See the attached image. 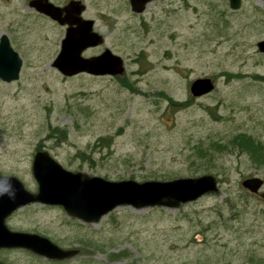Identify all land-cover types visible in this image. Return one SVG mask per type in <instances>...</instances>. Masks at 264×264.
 <instances>
[{
  "label": "rangeland",
  "instance_id": "374dc122",
  "mask_svg": "<svg viewBox=\"0 0 264 264\" xmlns=\"http://www.w3.org/2000/svg\"><path fill=\"white\" fill-rule=\"evenodd\" d=\"M240 1L231 10L228 0H154L133 22L119 12L122 22L111 31L104 6L121 8L122 0H85V18L124 73L64 78L51 67L61 30L31 14L26 0H0V35L22 61L17 81L0 80L1 175L36 192L32 158L44 150L67 171L112 182L208 174L219 183L216 194L176 210L118 207L94 224L59 206L28 205L6 220L11 231L78 254L50 261L3 250L1 262L264 264V183L256 195L240 185L264 182V166L244 145L264 148V54L256 48L264 9L261 0ZM202 78L214 89L192 97L190 84Z\"/></svg>",
  "mask_w": 264,
  "mask_h": 264
},
{
  "label": "water",
  "instance_id": "95a60500",
  "mask_svg": "<svg viewBox=\"0 0 264 264\" xmlns=\"http://www.w3.org/2000/svg\"><path fill=\"white\" fill-rule=\"evenodd\" d=\"M149 1L151 0H130V3L134 11L141 12ZM239 4L240 0H229L231 9H237ZM30 5L60 25L69 26L61 42L60 52L52 63V66L64 76L82 72L92 75L122 73L121 60L111 54L105 53L94 59H83L80 56L86 48L103 42L102 37L92 31V22L79 17L83 7L70 5L61 10L46 1L33 2ZM63 10L67 13L65 17H61ZM69 10H72V15ZM72 24H75V27H71ZM256 46L260 53H264V41L258 42ZM20 66L21 61L17 53L10 47L8 38L2 35L0 80L9 82L16 79ZM212 90L213 84L207 78L197 79L190 86L193 97L208 94ZM31 172L37 183L36 193L26 191L15 177L0 175V249L22 248L53 260L70 258L76 251L62 250L36 234L12 232L5 225L6 218L20 207L39 203L61 206L71 217L86 223H97L102 216L118 206L127 205L135 209L162 206L175 209L180 204L193 201L203 194L217 191L216 179L212 176L177 179L166 183L108 182L97 177L68 172L44 151L34 154ZM262 184V180L250 178L244 180L241 185L255 194ZM262 198L264 199V195Z\"/></svg>",
  "mask_w": 264,
  "mask_h": 264
},
{
  "label": "flooded vegetation",
  "instance_id": "af4514ba",
  "mask_svg": "<svg viewBox=\"0 0 264 264\" xmlns=\"http://www.w3.org/2000/svg\"><path fill=\"white\" fill-rule=\"evenodd\" d=\"M43 1L49 2L53 6L58 7V8H64V7L70 6V5L71 6H77V7L80 6L81 7L83 5L84 11L81 13L80 17L82 19H86L85 16H84V13L87 10V6H86V3H85V0H26V2L28 4V7L30 8V11H31L30 13L31 14H33L36 18H39V19H41L43 21L49 22V23H51L53 25H56L61 30V38H60L59 44H61V42H62V40L64 38L63 35L66 32V29L68 28V25L60 26L56 22L51 20L48 16H46V15H44L42 13H39L35 8L30 7V3L43 2ZM153 1H152V3H153ZM122 2H123V6L121 8L116 6V4L111 5L109 3L104 6V8H107V11H105L103 13V16L106 18L105 19L106 20V27H107L106 29H110L111 31H114V26L116 27V25L119 24V21L122 22V17H120V16L118 17V13L119 12H123V13L126 12L125 14L129 15V17L131 18L130 19L131 22H133L132 19H135V18L139 19V18H141L143 16L142 14H137V13H135L132 10L129 0H122ZM149 4H146L145 9L148 7ZM261 4H262V7L264 9V0H261ZM69 12L72 15V13H73L72 10L71 11L69 10ZM66 15H67L66 11L63 10V12L61 13V17H65ZM74 16H76V15H74ZM12 25H13L12 23H9L8 27H12ZM133 25H134V23H133ZM72 26L75 27V24L74 25L72 24ZM136 26L137 25H134L135 28H136ZM131 28H132V26H127L126 30H130ZM93 29H94L95 32H98V30L96 29V25H95L94 21H93ZM125 31H123V32L121 31L120 33H125ZM103 38H104V41H105V36H103ZM106 50H108L110 52V54L116 55L110 49H108L106 46L101 45V46L91 47V48H88V49L84 50L82 52L81 56L84 57V58H97V57H100L103 54H105ZM80 75H86V74H80ZM87 76H89V75H87Z\"/></svg>",
  "mask_w": 264,
  "mask_h": 264
},
{
  "label": "trees",
  "instance_id": "16d2710c",
  "mask_svg": "<svg viewBox=\"0 0 264 264\" xmlns=\"http://www.w3.org/2000/svg\"><path fill=\"white\" fill-rule=\"evenodd\" d=\"M237 141V137L234 141H231L232 144H235ZM245 150L249 151L247 152L249 154V157L251 161H255L260 165L264 166V148L262 145H257V142L253 140H245ZM241 147V145H238Z\"/></svg>",
  "mask_w": 264,
  "mask_h": 264
},
{
  "label": "bare ground",
  "instance_id": "6f19581e",
  "mask_svg": "<svg viewBox=\"0 0 264 264\" xmlns=\"http://www.w3.org/2000/svg\"><path fill=\"white\" fill-rule=\"evenodd\" d=\"M18 78H19V76H17V78H16V79H14V80H11V81H9V82H5V81H2V82H4V83H10V82H13V81H17V80H18Z\"/></svg>",
  "mask_w": 264,
  "mask_h": 264
},
{
  "label": "clouds",
  "instance_id": "9594fccd",
  "mask_svg": "<svg viewBox=\"0 0 264 264\" xmlns=\"http://www.w3.org/2000/svg\"><path fill=\"white\" fill-rule=\"evenodd\" d=\"M13 195H14V193H13Z\"/></svg>",
  "mask_w": 264,
  "mask_h": 264
}]
</instances>
